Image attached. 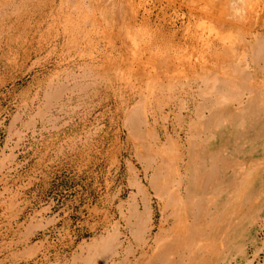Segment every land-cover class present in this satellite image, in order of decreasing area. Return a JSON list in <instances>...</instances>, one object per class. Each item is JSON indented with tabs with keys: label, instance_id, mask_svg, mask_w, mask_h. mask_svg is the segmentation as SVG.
Wrapping results in <instances>:
<instances>
[{
	"label": "bare ground",
	"instance_id": "bare-ground-1",
	"mask_svg": "<svg viewBox=\"0 0 264 264\" xmlns=\"http://www.w3.org/2000/svg\"><path fill=\"white\" fill-rule=\"evenodd\" d=\"M0 55L24 74L47 72L22 100L27 129L36 120L56 126L57 111L73 118L107 105L118 126L114 170L126 183L115 186L118 215L97 206L100 234L70 260L44 256L42 264L247 258L264 222V0H0ZM7 207L17 216L14 201ZM29 222L22 247L7 249L16 261L39 264L32 236L44 228Z\"/></svg>",
	"mask_w": 264,
	"mask_h": 264
},
{
	"label": "rangeland",
	"instance_id": "rangeland-1",
	"mask_svg": "<svg viewBox=\"0 0 264 264\" xmlns=\"http://www.w3.org/2000/svg\"><path fill=\"white\" fill-rule=\"evenodd\" d=\"M0 59H1L0 60V86H1L0 87V162L3 161L2 158H4V162H5V163L2 162L5 166L3 164H0V170H1L0 171V207H1V205L3 206L2 208H0V227H1L0 228V254H1L0 255V264H34V260H33V263H32V261L27 262L24 260H21V261L20 260L19 261L14 260L10 256L11 255L10 251L7 249V248H9L8 245L10 243H12V244L14 243L12 246L13 250L18 249L17 247H19V248L22 247V245L17 244L19 242L18 240L21 238L19 233L25 232L26 225H28V223H30L29 221H31V222L33 221L34 223L35 222L36 223L41 222L42 227L44 228V229L41 228L40 230L39 229L35 230L34 234L32 236L33 244L38 243L39 245L40 244L42 245V246L38 245V247L40 249V251L38 253L39 264H42L44 262V259L46 256L47 257L50 256L49 259H51V260H55L58 256H61L62 260L63 259L67 260L69 258L71 259L72 254L77 251L76 247L79 249V246L82 243L89 242L95 235L100 234L99 231L94 229V225L99 218V216H97L99 214H96V207L100 205L99 206L100 209L103 210L102 214H105L109 210H110L109 212L111 215L117 214L116 207L118 206L119 201L117 199H115L114 196H115L118 188H120L121 186L126 188V183L124 180L125 178H123V175L125 173L124 172L125 167L123 166V172L124 173H121V174L119 172L117 173L116 170H114V169H116L115 168L116 165L114 164V161H113V154L114 153L112 151V148H113L112 145L116 141L115 133L117 131L116 129L118 128V126L114 123L111 124L112 123V121H111L112 117H111V114L109 113L110 112L109 109L111 106L109 107L107 105V107H100V108L96 107V109L91 111V113L93 112L92 114L88 113V116L86 114L84 115V113L82 111V113L79 112L81 114V116L76 115V116H73V118L66 116V115L63 116V114H60L58 111H57L58 112L57 113L55 110L54 112H56L57 114L56 113H54V114L56 115L57 123L55 122L54 125H56V126L52 127V126H49L47 124L45 125V123H43V121L36 120L35 123L33 124L32 128L30 127L29 129H27L25 127V124H26L28 117H29L28 113H30V108L26 105L24 107V103L22 100L25 97V93L28 94L29 96H32L34 94V92H36L37 89H35V84H34L35 76H36V78L37 77H44L47 75V72L45 73L46 70H44V69L40 70L38 68V69H36L37 71L36 70H34L35 72L32 71L34 73L31 72L30 74H24L23 73L24 71H22V69H23L22 66H20V68H19V66L14 64L15 65V67H14V65H11V63H9V62H11V60L13 61V59H11L8 62L7 60H5L6 58H1V55H0ZM54 60L55 59H53L52 62H54ZM3 61L5 62V64L8 62L5 65L6 67L4 66ZM30 62L31 61H29V62L26 61L24 63L19 62V63L25 64V63H30ZM7 65H8V67H7ZM26 65L29 66L30 64H26ZM50 66H52V63L50 64ZM7 68L9 70L7 71V74H6ZM47 69H49V67H47ZM13 71H15V72H13ZM40 72H41V74H39ZM17 73H18V75H17ZM20 74H21V76H19ZM12 79H14V80H12ZM19 80H21V81L23 80V81L21 82ZM12 81L13 82L15 81V83H13ZM32 81H33V84H32ZM6 82H8V83H6ZM3 83H5V86ZM15 84H17V85H15ZM16 86H17V88H16ZM15 89H16V91H15ZM30 89H32V90H30ZM20 92L22 94H20ZM16 97L17 98L19 97L18 98L19 101ZM104 109H107V112L104 113ZM26 111H28V112H26ZM99 112H101V114ZM102 114H103V116H102ZM16 116H18L20 118L15 119ZM94 116H95V118H94ZM97 116H99V117L97 118ZM104 116H106V117H104ZM108 116H110V117H108ZM26 117H27V119H25ZM59 117H60V119H59ZM81 117H82V119H81ZM61 119H63L62 122H60ZM97 119H98V121H97ZM100 119H102V120L100 121ZM83 120H85V122ZM109 120H110V122H109ZM69 122L72 124H70ZM88 123L90 126L88 125ZM109 123H110V125H109ZM61 125L63 127H61ZM80 125L84 126V127H81ZM93 125H95V126H93ZM38 126H40V127H38ZM68 126H69V128H68ZM18 127H20V128L17 129ZM33 127H36V128H33ZM40 128L44 129V130H41ZM64 128H66L67 130ZM97 128H98V130H96ZM31 129H32V131H30ZM56 130H58V131L56 132ZM68 130H70V132ZM43 131H45V132H43ZM34 132H35V134H34ZM53 132H55L54 133L55 136L52 134ZM58 132H59V134L61 133L60 134L61 136L58 134ZM17 133H18V135H17ZM70 133H71V135H70ZM19 134H21V135H19ZM95 134H97V135H95ZM40 135H41V137H40ZM44 135L48 139L46 137H44ZM62 136L64 139L62 138ZM69 136L72 138H69ZM94 136H97V137H94ZM51 137H53V138H51ZM91 137L93 139H91ZM57 138H58V140H56ZM80 138H81V140H80ZM86 138L89 141V144H90L89 146L87 144H85ZM100 139H102V140H100ZM92 140H94V141H92ZM54 141L57 143H54ZM95 142H97V143H95ZM65 144L68 148L66 146H64ZM79 144H81V145L79 146ZM91 145H93V146L95 145L94 148H93V146L91 147ZM81 146L83 148H81ZM52 147H54L56 150H54V148H52ZM59 147H61V148H59ZM74 147H76L77 150L74 149ZM78 148H79V150H78ZM42 150H44V151H42ZM53 150H54V152H53ZM65 150H67V152ZM70 151L73 152L74 154H72ZM89 151H91V152H89ZM79 152H81V153H79ZM94 152H95V154H94ZM70 153H71V155L69 156L68 154H70ZM75 153H76V155H75ZM77 154H79V155H77ZM44 155L46 158L44 157ZM78 156H79L81 161L79 160ZM58 157H59V159H58ZM70 157H71V159H70ZM67 158H69V159L67 160ZM83 158H84V160H83ZM86 158H88V159H86ZM97 159H98V161L95 162ZM119 159H122V157H119ZM78 160H79V163H78ZM93 160H95V161H93ZM43 161H45V162H43ZM41 162H43V163L40 165ZM70 162H72V163H70ZM86 163H88V164H86ZM4 167H7V168H4ZM110 169H112V170H110ZM4 172H6V173H4ZM2 178H3V180H2ZM112 181H114V182H112ZM6 183H8V184H6ZM107 185H110V187H111V189H109L110 192L107 191L108 190ZM115 186L117 187V190H116ZM112 187H113V189H112ZM106 194H107V196H106ZM125 194L123 195L124 200L127 199L126 196H128V194H129L128 191H127V193L125 192ZM108 195H110V196H108ZM107 197H110L111 200H114L115 203L114 202H113L114 204L109 203L107 201ZM100 199H102L104 202L99 203ZM11 201H14L15 205H17V209H18L16 211L17 216H15L14 214H10V211L7 210V208H8L7 206ZM112 206H114V207H112ZM154 206L156 208V203H154ZM115 211H116V213H115ZM32 215H34L36 218ZM12 218H14V220ZM16 218H17V220H16ZM116 219H118V218L116 217ZM22 220H23V222H22ZM11 221H13V222H11ZM42 222H44V223H42ZM6 224H8V225H6ZM91 225H92V227H91ZM263 226H264V222L261 223L258 231L256 232V244L248 245L247 256H246L247 258L237 257L236 259H234L233 261H231L228 264H264V227ZM15 229H16V231H15ZM260 247H261V249H260ZM69 252H70V255H68ZM5 255H7V256H5ZM4 258L6 259L5 261H4ZM45 261H46V259H45ZM248 261H250V262H248Z\"/></svg>",
	"mask_w": 264,
	"mask_h": 264
}]
</instances>
